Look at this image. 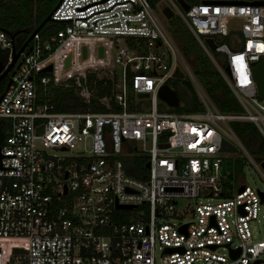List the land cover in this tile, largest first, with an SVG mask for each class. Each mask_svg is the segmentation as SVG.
<instances>
[{"label": "built area", "instance_id": "obj_1", "mask_svg": "<svg viewBox=\"0 0 264 264\" xmlns=\"http://www.w3.org/2000/svg\"><path fill=\"white\" fill-rule=\"evenodd\" d=\"M169 1L245 111L219 110L201 87L205 110L175 111L160 98V86L176 75L179 50L150 0H59L51 12L58 26L33 35L0 98V118L9 120L0 138V264H264V191L246 183L223 189L229 151L222 138L264 177L262 166L219 122L251 120L264 136V98L252 72L260 60L264 69V3L201 0L186 10ZM232 18L239 20L238 46ZM205 36L213 37L224 65ZM13 44L0 28L3 68ZM97 67L111 80L117 72L99 97L103 109L60 110L37 100L36 81L74 79L89 101L87 70ZM136 94L150 97L149 111ZM201 194L224 197L199 200L189 220L168 219L179 215L181 198ZM253 221L262 224L257 239Z\"/></svg>", "mask_w": 264, "mask_h": 264}, {"label": "trees", "instance_id": "obj_2", "mask_svg": "<svg viewBox=\"0 0 264 264\" xmlns=\"http://www.w3.org/2000/svg\"><path fill=\"white\" fill-rule=\"evenodd\" d=\"M57 1L58 0H0V28L7 31L9 34L14 35L13 43L16 48H19L27 38L29 32L40 23V21L55 6ZM157 1L158 0H150L153 6L156 5ZM186 1L193 3L201 0ZM168 22L171 31L175 34H180L183 53L187 55L189 60H197L199 55L195 52V48L202 49V46L186 22L177 14L175 17L172 16L169 18ZM57 26L58 24L56 23L48 31L54 30ZM39 33L45 32H42L40 29ZM128 42L130 44L132 43L131 40ZM198 74L206 93L221 111L237 112L239 110L240 104L237 97L218 69L206 67L201 71L198 69ZM116 79V70H113L112 80L111 77H99L94 72H88L85 83L92 90L89 101H85L83 97L76 92L79 87L76 88L74 79H70L67 86H64V84L55 85L53 82L42 84L39 81H36V96L37 100L41 102H53L56 108L60 110H75L85 107H90L91 109L96 110L103 109L104 106L100 103L99 97L109 93L112 81H115ZM4 88L5 85L1 89V92ZM172 88L179 96L180 104L182 97L174 87ZM200 107L201 102L197 92L194 91L192 100L187 108L189 110H198ZM174 109L181 110L179 109V106H175ZM8 124L9 120L7 118H0V138L3 126ZM233 129L245 146L254 153L259 160H263L264 136L258 130L255 123L251 120H235ZM140 163L141 159L137 161V165ZM129 171L132 174H136L135 168H131Z\"/></svg>", "mask_w": 264, "mask_h": 264}, {"label": "rangeland", "instance_id": "obj_3", "mask_svg": "<svg viewBox=\"0 0 264 264\" xmlns=\"http://www.w3.org/2000/svg\"><path fill=\"white\" fill-rule=\"evenodd\" d=\"M180 6L181 4L175 0ZM169 0H158L156 5L153 6L155 12L157 15L160 16L162 19L163 23L166 25V28L168 31H170V34L175 42V44L178 47L179 54H177V70L180 71L179 75H175L171 77L167 83L171 86L174 87L179 95H181L182 99L179 106V109L177 111H189L187 106L192 100V95L193 92H197V95L199 97V87H201L204 91L205 89L203 88V85L199 79V74H198V69L200 71L203 68L206 67H211V68H216L212 58L210 57L209 54L206 53V51L201 48H195V52L199 55L198 59L195 61L189 60L187 55L183 53L182 48H181V42L182 39L180 40V34L179 33H174L171 31L170 26L168 25V18L164 16V14L161 11V7L165 4H169ZM176 16V13H174L173 17ZM229 26L230 28L233 29V32L236 33V36H233V39L235 40V43L237 46L241 44V41L238 42V36L240 34L239 31V20L232 18L229 20ZM56 23L53 22L52 20L46 21V23L40 28L42 32H47L49 29H51ZM241 36V35H240ZM226 42H229L227 36L223 39ZM121 43H123V40L121 39ZM232 47V46H231ZM234 48V47H232ZM212 51V55L219 61L220 64L224 65L222 61V54L220 52H214ZM169 53V52H168ZM92 72L96 73L97 76L102 77V76H110V72L107 68L103 67H97L96 69H90ZM176 70V72H177ZM89 72V69L87 70ZM175 72V74H176ZM55 85H60L64 83H53ZM68 84H64V86H67ZM48 92V90H47ZM77 93H79V89L76 90ZM84 92L86 94L91 93L92 90L88 88V91L84 89ZM206 92V91H205ZM133 93V92H132ZM90 94V97H91ZM135 96V95H134ZM85 97H83L84 99ZM136 102L141 106V109L144 111H149L150 110V97L149 96H135ZM84 100H87L85 98ZM200 100V99H199ZM166 104L161 101L160 99L158 100V107L159 109L165 108ZM217 107V106H216ZM218 108V107H217ZM171 109L175 110L174 107ZM201 110H205L206 107L202 106L200 107ZM219 109V108H218ZM169 110V109H167ZM220 110V109H219ZM243 108L240 106L239 110L237 112H243ZM234 119H228L226 122H223L222 120H219L220 124L223 127L227 128V125H229L233 129V124H234ZM244 144V143H243ZM245 146V144H244ZM245 148L252 154V156L255 158L256 162L260 164L261 160H259L254 153H252L246 146ZM224 163L223 166L220 170L221 175H226V178L222 179V186L223 189L226 188V186L231 187V191L235 192L237 188L239 187L240 184L246 183L247 185H250L252 188L256 189L259 188L264 191V177L262 176L261 172L259 169L251 163L248 158L246 157L244 151L242 149H238L236 151H231V152H226L224 154ZM227 158H231V162H226ZM262 173L264 174V168L262 167ZM224 194L213 196L210 198V196L207 195H199L197 197H185L181 198L178 203L176 204V210L179 215L176 216H170L168 219L174 223L180 222V221H186L191 218V212L190 209L193 207L199 200L205 201V202H213L217 200L218 198H223ZM252 226V232L254 235V239L260 238L262 236V224L261 222H256L253 221L251 222ZM218 251L221 253H226L225 248H218Z\"/></svg>", "mask_w": 264, "mask_h": 264}, {"label": "water", "instance_id": "obj_4", "mask_svg": "<svg viewBox=\"0 0 264 264\" xmlns=\"http://www.w3.org/2000/svg\"><path fill=\"white\" fill-rule=\"evenodd\" d=\"M59 1V0H58ZM57 1V3H58ZM181 4V6L184 9H188L189 8V2L186 0H178ZM202 1H207V2H235V3H259V4H263L264 0H202ZM57 3L55 4V6L57 5ZM54 6V7H55ZM54 7L48 12V14L40 21V23L33 28L27 38L25 39V41L23 42V44L19 47L16 48V46L13 44L12 45V59L10 61V63L3 68V64L2 62H0V79L8 72L11 70V73L8 77V80L5 84V87H7L9 85V83L11 82V75L14 72V65L17 62L21 52L24 50L25 46L28 44V42L30 41V39L33 37V35L38 32L40 30V28L46 23V21L48 20H52L51 19V12L54 9ZM161 11L164 14V16L166 18H171L174 15V11L172 10V8L169 6V4H165L161 7ZM11 38L13 39V34H10ZM205 42L208 44L209 48L211 50H214L216 43L213 39V37L211 36H205L204 37ZM99 51V55H102V46H99L98 48ZM86 56V47L83 46L82 47V57ZM69 58L70 56L67 55L65 58V65L69 64ZM20 63V61L17 62L16 66H18ZM51 69V63L47 64L46 66L42 67L41 70L42 71H48ZM226 70L229 71V66L226 65ZM252 72L253 75L256 79V86H257V90L260 96H262L264 98V69H263V62L262 60L258 61L253 67H252ZM180 71L178 70L176 72V75H179ZM158 94L160 96V98H162L163 100L167 101L171 106H178L179 105V96L177 95V93L175 92V90L168 84V83H164L160 86ZM2 92L0 93V98H1ZM139 95H147V92H139ZM221 149L224 151H236L238 150L237 146H235L233 143H231L230 141H228L225 138H222V143H221ZM226 162H231V158H227ZM261 166L264 168V159L261 160ZM146 165L148 166V162H146ZM243 188V186H241L239 188V190H241ZM262 194V192H261ZM236 254H232V256H235ZM258 262V260L255 261V264Z\"/></svg>", "mask_w": 264, "mask_h": 264}, {"label": "flooded vegetation", "instance_id": "obj_5", "mask_svg": "<svg viewBox=\"0 0 264 264\" xmlns=\"http://www.w3.org/2000/svg\"><path fill=\"white\" fill-rule=\"evenodd\" d=\"M11 73V70L8 71L1 79H0V93H1V89L4 87L5 83L7 82L8 80V77Z\"/></svg>", "mask_w": 264, "mask_h": 264}]
</instances>
